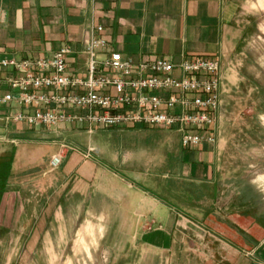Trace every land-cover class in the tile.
Segmentation results:
<instances>
[{
	"label": "crops",
	"instance_id": "0c3cea01",
	"mask_svg": "<svg viewBox=\"0 0 264 264\" xmlns=\"http://www.w3.org/2000/svg\"><path fill=\"white\" fill-rule=\"evenodd\" d=\"M241 3L242 0H0V60L51 58L67 46L71 49L68 72L84 77L87 56L83 47L89 38V25L102 26L101 35L108 43L107 49L98 51L99 60L111 52L134 63L169 59L177 64L191 57L219 59L220 101L209 129L214 142L183 148L180 138L179 172L186 199L192 201L185 202L192 214L168 197L146 187L135 191L134 184L122 181L125 187L117 196L119 215L138 216L134 237L139 236L145 246L170 251L176 241L191 234L199 251L206 252L204 259L214 264H264V170H260L264 153L259 156L258 174L248 175L251 171L247 169L256 168L250 164L239 167L235 153L244 146L235 142L237 130L227 122L236 90L248 82L244 79L246 73L251 74L254 63L264 68V51L259 50L258 63H248L245 56L240 57L248 37L247 26L238 19ZM13 74L12 69L0 68V96L10 91L6 79ZM19 111L22 109L14 101L0 105V161L1 154L11 147L19 157L23 146L32 142L33 132L41 129L7 119ZM141 128L155 127L129 125L117 130ZM47 131L57 135L52 129ZM83 153H78L82 163L93 157L85 159ZM77 158L71 155L66 160ZM189 185L202 186L209 195L197 193L198 189L187 191ZM6 187L0 190V232L6 233L0 236V264H19L21 257L52 264V195L32 221L38 209L29 200L41 199L39 194L32 198ZM138 194L140 204L135 202ZM205 199L211 201L207 209L201 205ZM133 209L135 214L128 213ZM84 231L85 228L78 231L77 236ZM10 233H17L16 238L10 239Z\"/></svg>",
	"mask_w": 264,
	"mask_h": 264
},
{
	"label": "rangeland",
	"instance_id": "374dc122",
	"mask_svg": "<svg viewBox=\"0 0 264 264\" xmlns=\"http://www.w3.org/2000/svg\"><path fill=\"white\" fill-rule=\"evenodd\" d=\"M238 19L247 26L248 33L240 57L245 56L248 63L249 60L258 63L259 50L264 51V0H242ZM253 66L254 70L251 74L247 72L244 78L248 81L246 86L236 90L233 104L229 106L230 120H227L237 130L233 137L235 142L244 146L242 151L235 153L239 167L250 164L256 168L246 170L251 171L250 176L258 174L259 156L264 153V68L259 69L255 63ZM81 128L63 126L59 128L61 134L57 135L41 128L33 132L32 142L23 146L19 157L12 147L1 154L0 174L8 176L15 169L3 181V188L8 186L9 190L32 198L39 194L41 198L29 200L38 209L30 220L36 219L39 209L52 195V264H214L204 259L206 252L199 251L191 234L176 241L170 251L150 248L139 236L134 237L138 216L132 214L136 210L128 212L132 216L118 214L117 196L125 187L121 181L134 184L135 191L146 187L154 194L168 197L170 202L180 204L192 214L187 208L192 201L186 199L179 172L180 135L158 127L101 128L93 133ZM61 143L76 151L67 152L53 167L50 159ZM89 150L93 151V157L82 163L78 153ZM71 155L78 158L68 162L66 159ZM263 168L261 162L260 170ZM194 189L209 195V191L199 185H189L187 191ZM139 198L140 195H136L137 204L141 202ZM210 203L205 199L201 205L207 209ZM99 212L105 214H96ZM84 228V234L77 236ZM5 234L0 232V236ZM10 234V239L16 238L17 233ZM18 260L19 264H38L31 257Z\"/></svg>",
	"mask_w": 264,
	"mask_h": 264
},
{
	"label": "built area",
	"instance_id": "2783aa9c",
	"mask_svg": "<svg viewBox=\"0 0 264 264\" xmlns=\"http://www.w3.org/2000/svg\"><path fill=\"white\" fill-rule=\"evenodd\" d=\"M102 31V26L89 25L83 47L87 56L84 77L68 72L71 49L67 46L51 58L0 60V68L14 72L6 79L10 91L0 96V105L14 101L22 109L7 119L57 134L59 128L72 125L88 133L129 125L158 127L177 132L183 148L213 143L209 129L220 101L219 59L134 63L111 52L99 60L98 51L108 47ZM69 151L76 150L61 143L50 165L56 167ZM91 152L83 157L89 158Z\"/></svg>",
	"mask_w": 264,
	"mask_h": 264
},
{
	"label": "trees",
	"instance_id": "16d2710c",
	"mask_svg": "<svg viewBox=\"0 0 264 264\" xmlns=\"http://www.w3.org/2000/svg\"><path fill=\"white\" fill-rule=\"evenodd\" d=\"M8 176H10V174ZM8 176L6 174L0 175V179H1L0 185H1V183H3V181L7 180ZM3 187H4V183H3V186L0 187V190L3 189Z\"/></svg>",
	"mask_w": 264,
	"mask_h": 264
}]
</instances>
